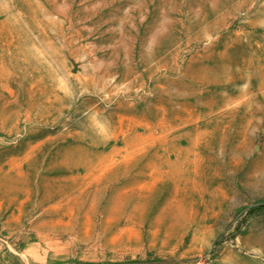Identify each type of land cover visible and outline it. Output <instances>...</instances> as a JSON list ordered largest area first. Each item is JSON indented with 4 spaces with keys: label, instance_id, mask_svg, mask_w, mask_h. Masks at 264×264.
<instances>
[{
    "label": "rangeland",
    "instance_id": "rangeland-1",
    "mask_svg": "<svg viewBox=\"0 0 264 264\" xmlns=\"http://www.w3.org/2000/svg\"><path fill=\"white\" fill-rule=\"evenodd\" d=\"M0 264H264V0H0Z\"/></svg>",
    "mask_w": 264,
    "mask_h": 264
}]
</instances>
